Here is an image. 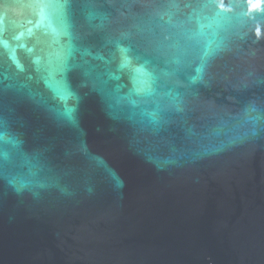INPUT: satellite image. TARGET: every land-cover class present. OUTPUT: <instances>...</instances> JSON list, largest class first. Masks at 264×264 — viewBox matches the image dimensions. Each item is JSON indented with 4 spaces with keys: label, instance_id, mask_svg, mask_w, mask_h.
<instances>
[{
    "label": "water",
    "instance_id": "1",
    "mask_svg": "<svg viewBox=\"0 0 264 264\" xmlns=\"http://www.w3.org/2000/svg\"><path fill=\"white\" fill-rule=\"evenodd\" d=\"M0 264H264V0H0Z\"/></svg>",
    "mask_w": 264,
    "mask_h": 264
},
{
    "label": "snow or ice",
    "instance_id": "2",
    "mask_svg": "<svg viewBox=\"0 0 264 264\" xmlns=\"http://www.w3.org/2000/svg\"><path fill=\"white\" fill-rule=\"evenodd\" d=\"M35 2L41 8V12L43 13L44 8L46 7V0H35Z\"/></svg>",
    "mask_w": 264,
    "mask_h": 264
}]
</instances>
